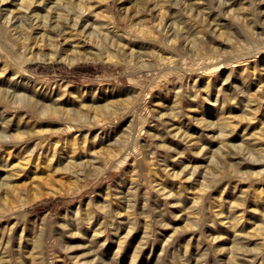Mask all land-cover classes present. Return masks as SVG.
<instances>
[{
	"label": "rangeland",
	"instance_id": "1",
	"mask_svg": "<svg viewBox=\"0 0 264 264\" xmlns=\"http://www.w3.org/2000/svg\"><path fill=\"white\" fill-rule=\"evenodd\" d=\"M0 264H264V0H0Z\"/></svg>",
	"mask_w": 264,
	"mask_h": 264
},
{
	"label": "bare ground",
	"instance_id": "2",
	"mask_svg": "<svg viewBox=\"0 0 264 264\" xmlns=\"http://www.w3.org/2000/svg\"><path fill=\"white\" fill-rule=\"evenodd\" d=\"M224 1V0H223ZM62 2V1H61ZM69 3V2H68ZM64 3H55V7L56 8H59V9H65L64 8V5H63ZM68 5V4H67ZM67 7V6H66ZM68 8V7H67ZM70 8V7H69ZM61 12V11H60ZM198 12V11H197ZM66 13V11L64 12V14ZM70 13V12H69ZM68 14V13H67ZM75 14V13H74ZM77 14H78V12H77ZM70 15V14H69ZM30 16V15H29ZM57 16V15H56ZM73 16H75V15H73ZM31 18L33 17V19H36V17L38 18V13L36 12V15L34 14V15H31L30 16ZM47 17V16H46ZM39 18H40V16H39ZM38 18V19H39ZM32 19V20H33ZM71 19V18H70ZM18 20V19H17ZM44 21L43 22H46V24H47V22H48V20H49V18L48 19H43ZM77 20V19H76ZM2 21V20H1ZM24 21V20H23ZM51 21V20H50ZM9 22H12V18L11 17H6V19H4V24H9ZM15 22V21H14ZM17 22V21H16ZM26 22V21H25ZM24 22V23H25ZM32 22V21H31ZM20 23H22V21H20ZM76 23H78V20H77V22H74L73 23V25L74 24H76ZM14 24V23H13ZM16 25H22V24H16ZM67 25H71V24H69V22L67 21L66 23H63V24H61L59 21L58 22H56V25H54V26H51V27H53V30H55L56 32H58L59 34H60V32L62 33L63 32V30H64V28L67 26ZM2 26V25H1ZM18 26H15L14 28H12V29H17V27ZM30 26V25H29ZM228 26V25H227ZM8 27V26H7ZM10 28V27H9ZM70 28V27H69ZM2 29V28H1ZM52 29V28H51ZM67 29V28H66ZM95 29V28H94ZM11 30V29H10ZM13 31V30H12ZM54 31V32H55ZM84 31V30H83ZM93 31V30H92ZM17 32H18V34H21V36L20 37H25V39L28 37L27 35L26 36H24L25 34H24V32H23V30H21V29H19V30H17ZM3 33V34H2ZM27 33V32H26ZM168 33V32H167ZM1 34H2V37H3V35L4 34H6L7 36H8V31L5 29V30H1ZM17 36V35H16ZM19 36V35H18ZM12 38V37H11ZM169 38V37H168ZM168 38H166V41H167V39ZM16 39V38H15ZM7 40V39H6ZM172 43V42H171ZM192 46H196V45H192ZM3 48V47H2ZM60 49V48H59ZM260 49V48H259ZM32 50V49H31ZM74 50V49H73ZM196 50V49H195ZM261 50V49H260ZM259 50V51H260ZM51 51V50H50ZM50 51H47V52H45L44 53V51H43V54L42 55H39V54H35V53H33V51H32V53H31V55H29V56H26V59H37V58H43V59H45V60H49V61H55V60H63V61H66V62H68L69 64H72L74 61H77V60H85V59H88V58H92V56L91 57H89V54H88V52H86V51H84V52H82V51H78V50H74L75 52L73 53V54H68V53H63V52H59V51H56L55 50V52H50ZM258 52V51H257ZM206 55V54H205ZM188 56V55H187ZM212 56V55H211ZM238 56V55H237ZM24 56H22L21 58H23ZM96 57V56H95ZM195 57V56H194ZM199 57V56H198ZM218 57V56H217ZM203 58V57H202ZM214 58V57H213ZM240 58V57H239ZM244 58V57H243ZM93 59V58H92ZM227 59V58H226ZM237 59V58H236ZM245 59V58H244ZM247 59V58H246ZM40 60V59H39ZM20 61V60H19ZM29 61V60H28ZM170 61V60H169ZM172 61V60H171ZM232 61H234V60H232ZM231 61V62H232ZM231 62H229V63H231ZM241 62V61H240ZM20 63V62H19ZM18 63V64H19ZM22 63V62H21ZM24 63V62H23ZM167 63V62H166ZM214 64V63H213ZM221 64H224V63H219L218 65H221ZM237 64V63H236ZM208 65V64H207ZM215 65H217V64H215ZM225 65V64H224ZM173 66V65H172ZM232 66V65H231ZM215 67V66H214ZM230 67V66H229ZM233 67H236V66H233ZM221 68V67H220ZM212 71V70H211ZM227 72V71H226ZM211 73V72H210ZM228 73H230V72H228ZM235 73V72H234ZM227 74V73H226ZM225 74V75H226ZM235 76V75H234ZM244 76H246V75H244ZM209 77V76H208ZM229 77V76H228ZM238 77V76H237ZM242 78V77H241ZM209 80V79H208ZM227 81V80H226ZM232 81V80H231ZM242 82V81H241ZM206 83H207V81H206ZM216 83V82H215ZM236 83H237V81H236ZM243 85V84H242ZM204 86V85H203ZM233 91V90H232ZM235 94V93H234ZM234 94H232V95H234ZM232 97V96H231ZM258 154H261L260 152H257Z\"/></svg>",
	"mask_w": 264,
	"mask_h": 264
}]
</instances>
